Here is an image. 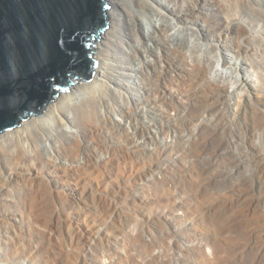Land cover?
<instances>
[{"label": "bare ground", "instance_id": "obj_1", "mask_svg": "<svg viewBox=\"0 0 264 264\" xmlns=\"http://www.w3.org/2000/svg\"><path fill=\"white\" fill-rule=\"evenodd\" d=\"M125 1L138 8L126 9ZM106 2L128 19L107 10L108 29L91 56L97 61L93 80L75 81L41 115L0 132V264H172L159 251L147 258L133 251L127 242L133 233L123 225L125 204L137 216L146 207L142 232L151 235L153 247L159 246L156 218L171 213L174 220L161 235L178 263L228 264L244 254L248 228L264 222V0ZM153 4L200 26L205 39L218 42L215 50L236 55L241 81L232 82L224 69L212 75L214 62L201 47L187 56L186 35L175 23L150 17L146 33L137 35L138 13L158 10ZM168 27L182 37H174L176 43ZM129 71L143 84L127 79ZM139 93L146 109L138 108ZM144 114L164 143L140 122ZM87 192L96 214L88 212ZM117 194L125 204H112ZM192 197L198 204L186 207ZM74 219L86 224L74 225ZM100 233L119 241L104 244Z\"/></svg>", "mask_w": 264, "mask_h": 264}, {"label": "water", "instance_id": "obj_2", "mask_svg": "<svg viewBox=\"0 0 264 264\" xmlns=\"http://www.w3.org/2000/svg\"><path fill=\"white\" fill-rule=\"evenodd\" d=\"M107 28L105 0H0V132L90 80Z\"/></svg>", "mask_w": 264, "mask_h": 264}, {"label": "rangeland", "instance_id": "obj_3", "mask_svg": "<svg viewBox=\"0 0 264 264\" xmlns=\"http://www.w3.org/2000/svg\"><path fill=\"white\" fill-rule=\"evenodd\" d=\"M150 1L155 3V0L154 1L150 0ZM160 1L164 2V0H160ZM105 2H106V0H105ZM124 5H125L126 9L135 8V7H136V9L138 8L137 6H135L133 4V2H130V1H125ZM153 5H155V7L159 11L162 12V14L157 15L158 10L153 9V8L152 9H147L144 12L141 11V13H138V15L136 17V24H138V25L135 26V28L137 30L136 31L137 35L141 36L146 31L148 23H150V20H151L150 17H154V18L155 17H157V18L160 17L162 19V21L167 22L168 24H169V22L170 23H175L183 31V34L186 35V37H184L183 40L185 39V42H186V47H185V51L186 52L185 53L187 54V56H190V52L192 50H194V49H196L198 47H201L199 52H201L203 54V56L209 57L214 62V66L215 67H214V69L211 70V74L212 75L216 72L217 69L218 70L224 69V70L227 71L226 75L227 76L229 75V78H231V77L233 78L232 82L235 81V80H236V82H240L241 81V76H243V72L241 70H239V65L233 62L234 59H235L234 57L236 55H234L230 50H224L222 52H219V51L215 50L217 48H215L214 46L218 43V42H216V39L211 40L209 37H207V39H209V40L205 39V37H203V35H202V33L204 31L202 30V28L200 26H196V24L194 22H192V21L180 22L179 19L177 18V15L168 13L164 9V5L163 4H153ZM106 7H107V10H110V11L112 9L115 10V14L118 13L120 15L119 17L128 19V16L122 15L121 7L114 6L112 3L109 4L108 2H106ZM204 10H206V9H204ZM108 26H109V20H108ZM191 34H193V35H191ZM166 35L170 38V40H172L174 37H177V36L179 38H182L180 35L174 34V29L171 30L169 27H168V30L166 32ZM172 41H173V43L177 42V40H175V39L172 40ZM142 42H144V43H152V41L147 40V38H144V39L142 38ZM203 44H208V48H210V49H207V47H205ZM197 45H200V46H197ZM145 48L146 47L144 45L142 50H145ZM156 51H158V50H156ZM223 58L227 60L228 64L227 63L221 64V59H223ZM124 64L128 65L129 63H124ZM132 65H134V64H132ZM229 66H231L232 69L228 68ZM93 68H96V66H94ZM93 68H92V70H93ZM250 69L248 67V74H250L249 77L252 76V73H251L252 69L251 70ZM129 72H131V71H129ZM227 76H225V77H227ZM127 79H129V80H131L133 82H136L137 84H140V85L143 84L141 76L140 75L139 76L136 75L134 72H131V74L128 75ZM92 80H93V76H92V78L90 80H88V82H90ZM84 81H87V80H84ZM233 85L235 86L236 84H233ZM70 90H71V87L69 86V91ZM61 92H66V91H61ZM126 95L130 96V95H133V94H130V93L126 92ZM134 96H135V98L139 99L138 100V102H139V105H138L139 107L138 108L146 109L148 107L143 102H142L143 104H141V101H143V100H142V96L140 95V93L137 94V95H134ZM130 97H132V96H130ZM56 99H57V97L54 100H52V101H55ZM227 99H228V101H232V102L236 100L235 98H231V97H228ZM206 114L207 113H202L200 115V117H201L200 119L203 118L206 122H208L207 118H210V116L208 114L207 115ZM147 115L146 116H145V114H144V116L142 115V120L140 119V122H142V123H144L145 125L148 126V128L150 129V135L154 136V140H156V142H158V144L164 143L165 142V138L163 139L162 137H155L153 130H156V128H155L154 125H152L153 122H152V120L150 122L151 118H148ZM33 116H37V115H32L29 118H27L25 120H22L21 122H27ZM114 116L116 118H118V119L120 118V116L118 114H115ZM195 127H197L195 124H193V125L190 124V133L191 132H195V131H193V130L196 129ZM170 138H171V135L169 134L168 139H170ZM252 140L254 142H256V143H258V141H259L257 138H253ZM145 143H147L146 145L151 147L150 149L155 148V147H153L154 145L151 142L150 138H145ZM187 144H188V146L190 145V147L192 146L191 148L194 149L193 141H191V135H190V139L188 140ZM190 147L188 149H190ZM100 151H98V154L102 155L104 152L103 151L100 152ZM191 164L193 166L195 164V162H192ZM196 167L197 166H195V168ZM195 168H192L191 172L196 173V171H195L196 169ZM90 183L93 185L92 181ZM70 186H72V184H70ZM59 187H61V184L59 185ZM69 193H71V192H69ZM77 197H78V194L74 193L73 194V198L77 199ZM86 197H87L86 198V202L89 203V207H88L89 211L88 212H90L92 214H96L97 211L95 212L93 210V206H96L95 200L89 194V192H87V196ZM121 197H122V194L113 195L112 198L113 199H117V200H113L112 204L115 205V206H117V205L119 206V205L125 204V203L122 202ZM126 200L127 199H125L124 202H126ZM127 201H129V200H127ZM84 204L85 203H82V205H84ZM160 204H162V203H160ZM197 204H198V200L192 197V200L186 202V207L187 206H191L192 208H195V206ZM125 205H127V204H125ZM125 205H123L124 207H122V208H124L126 210V213H124V217H123V220H124L125 224H123V225H124V227L127 228L126 229L127 231L131 230V233H133V234H130L131 236L127 235V239H128L127 242L131 243V245H132L131 247L133 248V251L136 252L140 257H145V258L149 257V253L150 252L152 253L154 250L157 251V252L159 251L160 255L161 254H162V256L166 255V257L168 259L170 258L171 259V263L173 262L172 264H180V263H178V261L181 260V259L178 258L177 254L175 255L172 252V249H170V247L167 246L168 240L166 242L163 239V237H162L163 235H161L162 233H165L167 235L166 227L168 226V222L170 220H174L170 216L171 213H169V212L168 213H159V215H158L159 218L155 217L156 220L154 219L155 220V226H153V229L155 230V239H156V241L158 243L157 245H159V246H157V247L154 246L153 247V246H151L149 244L151 242L150 239H149V238H151V235L149 236L148 232L147 233L146 232H142V231H144L143 229L145 228V224H143L144 220H142V218L144 217L143 219H147V218H145L146 216H145V214L142 211L145 210L146 207L145 206L141 207L139 209V212H138L139 216H137L135 214L136 213L135 210L134 211L129 210ZM155 206H156V204H155ZM186 214H187V212H186ZM220 214H221V212H219L218 215H220ZM60 215L62 216V218H64V216L61 214V211H60ZM248 221L249 220H247V222ZM73 222H74V225H77V226H80V227H81V225L84 226V224H86L82 220H79V219H74ZM128 228H129V230H128ZM236 230H238V225H237V229ZM161 231H162V233H161ZM241 232H242V230H240L239 233H237V235H239V239L241 238L242 239L241 241L243 242V241H245L244 238H243V234L244 233H241ZM233 233H235V232L233 231ZM106 234L107 233L97 234V235L102 236V238H101L102 241L101 242H103L104 244H108L110 242L113 243L115 241H119V239H118L119 237L118 238L109 237L108 238L109 242L107 241V238H106V241H105V237H107ZM118 235H120V234H118ZM220 239H222V238H220ZM263 240H264V222H263V224L261 226H259L256 229H252V228L249 229L248 228V232H247V235H246V245H248V246H246V248H244L245 249L244 250L245 251L244 254H241V255H237L236 254L237 256L235 255L233 257L231 256L230 258L233 261L228 262V264L229 263L231 264V262H232V264H264V259H262L261 258L262 255H260V253L263 252L262 249H263V246H264V245L261 246L260 242L263 243ZM170 241H171V239H170ZM171 242H173V238H172ZM239 244H240V240H239ZM242 253H243V251H242ZM188 261L190 262L189 264H195L194 260H188ZM160 262L161 261L156 260V261H154V264H160Z\"/></svg>", "mask_w": 264, "mask_h": 264}]
</instances>
